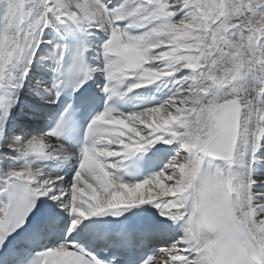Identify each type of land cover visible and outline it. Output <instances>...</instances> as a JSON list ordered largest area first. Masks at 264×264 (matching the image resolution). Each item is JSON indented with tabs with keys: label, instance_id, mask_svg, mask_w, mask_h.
I'll list each match as a JSON object with an SVG mask.
<instances>
[{
	"label": "snow or ice",
	"instance_id": "snow-or-ice-1",
	"mask_svg": "<svg viewBox=\"0 0 264 264\" xmlns=\"http://www.w3.org/2000/svg\"><path fill=\"white\" fill-rule=\"evenodd\" d=\"M0 264H264V0H0Z\"/></svg>",
	"mask_w": 264,
	"mask_h": 264
}]
</instances>
